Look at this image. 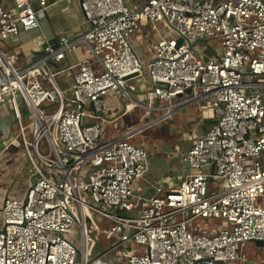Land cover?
<instances>
[{
    "label": "built area",
    "instance_id": "1",
    "mask_svg": "<svg viewBox=\"0 0 264 264\" xmlns=\"http://www.w3.org/2000/svg\"><path fill=\"white\" fill-rule=\"evenodd\" d=\"M45 5H0V41L37 28ZM80 6L88 29L61 36L57 48L47 45L26 66L17 68L0 46V105L11 106L35 181L25 204L8 197L1 204L0 264H113L117 246L128 264L230 263L246 258L248 242L264 247V81L257 79L264 76V0H147L137 9L124 0H80ZM142 23L169 31L154 42L146 65L132 42ZM211 38L218 47L208 44ZM77 43L101 68L88 59L68 65L71 84L62 87L47 63ZM144 72L151 89L140 103L125 87L134 89L128 80ZM187 89V97L172 101ZM110 91L130 99L127 107L148 111L212 95L213 123L182 153L189 172L173 189L157 184L139 194L134 183L148 169L146 149L128 135L101 141L98 112ZM2 177L0 168V183ZM90 209L109 219L108 227L88 228ZM75 224L80 246L68 237ZM100 234L115 237L116 245L95 252ZM131 241L145 251L136 252Z\"/></svg>",
    "mask_w": 264,
    "mask_h": 264
},
{
    "label": "crops",
    "instance_id": "2",
    "mask_svg": "<svg viewBox=\"0 0 264 264\" xmlns=\"http://www.w3.org/2000/svg\"><path fill=\"white\" fill-rule=\"evenodd\" d=\"M124 1L130 8L137 9L147 0ZM31 3L34 7H39V0H31ZM0 5L12 9L13 0H0ZM38 20L39 26L37 28L20 29L16 36L0 41L1 48L15 57L13 63L17 68H22L40 57L47 45L57 48L61 36L73 39L88 29L80 0H46V5ZM168 33L169 31L163 23H142L140 25L137 32L132 36V42L144 65L153 57L154 42L160 35ZM82 59H88L97 70L101 68L96 59L87 52L86 47L81 43H77L71 50H66L62 59H50L47 66L50 70L57 72L58 83L62 87H67L71 84L72 73L64 70V68L76 64ZM128 83L135 86L134 89L125 87L132 100L145 103L147 93L151 89L146 72L141 77L128 80ZM188 95L185 92L183 95L173 97L172 101H178ZM211 98L212 95H208L183 106L148 111L141 106H133V104L127 107L130 99L126 98L120 91H110L104 96L102 111L98 112L103 124L101 141L105 142L121 135H128L130 141L146 149L148 169L144 176L134 183V188L139 194H151L157 184L161 185L164 190H171L189 172L188 165L184 164L181 158L179 161L182 166H179L177 165L178 162L174 161L167 152L171 148L169 129H172L173 134L180 130L184 131L189 143L202 135L213 123L210 108ZM154 104L165 105L162 100L157 98L154 99ZM108 124L112 126V130L110 135L106 136L104 131ZM152 127H155L152 130L155 132L154 140L144 141L141 136H137V133L142 129ZM17 128L11 106L7 102L0 105V168L3 174L0 183V207L7 197L22 199L30 185L31 169L23 150L20 149ZM263 153L260 158L264 162ZM99 244L100 237L96 242L95 252H103L116 245L115 243L101 245L98 248ZM118 247L115 248V251L110 252L112 263L128 264L126 259L116 252ZM237 261L240 262V260ZM227 264L243 263L233 261Z\"/></svg>",
    "mask_w": 264,
    "mask_h": 264
},
{
    "label": "rangeland",
    "instance_id": "3",
    "mask_svg": "<svg viewBox=\"0 0 264 264\" xmlns=\"http://www.w3.org/2000/svg\"><path fill=\"white\" fill-rule=\"evenodd\" d=\"M208 44L214 45L215 47H218V43H217L216 38L209 39ZM202 46H203V44H201V45L198 44L199 49ZM199 51L200 50H197V51L193 50L195 56H197V57L199 56V54H200ZM204 57L205 58L209 57V51L208 50L204 53ZM257 79L264 81V76L259 77ZM25 112H26V114L23 117L22 121L26 126H28L29 124H31L32 120H31L30 115L27 113L26 107H25ZM154 129H155V127L146 128L145 130L142 129V131L137 133V136H141L142 140H144V141L152 140L154 133H155V132H152V130H154ZM111 130H112V126L110 124L106 125L104 134L106 136L110 135ZM181 132H184V131L180 130V131L176 132L175 134H173V133H172V135L169 134V141H171V138L173 136H176V134L181 133ZM20 149H21V145H20ZM263 156H264V153H263ZM184 164H185V162H184ZM177 165L182 166V163L180 161H178ZM216 183L220 185V180H216ZM210 191L214 192V191H216V188H212V189H210ZM96 206L98 208H101L100 205H96ZM126 214L127 213H124V215H126ZM0 217H1V215H0ZM0 220H1V218H0ZM85 222H86V225L88 228L93 227L95 224L97 226V228L100 230L102 228L108 227L110 220L101 216L94 209H90L89 214H87L85 216ZM68 237L73 243L76 244V246H80L81 233H80V229L77 226V224H75L73 226L72 232L68 234ZM99 237H100V244L98 245V248H100L101 245H109V244L115 243V237L105 238V236L103 234H100ZM129 244H130L131 248L135 249V251L138 253H143L145 251L144 246L138 245V244L134 243L133 241L129 242ZM121 249H122L121 247H118L116 249V252L120 254ZM243 252H244L245 257H246L244 259L245 261L240 260V262H238L236 260V263L248 264L249 262H251L252 264H264V247L257 246L254 242H248L245 245V247L243 248ZM230 263H232V262H230ZM200 264H209V263L201 262Z\"/></svg>",
    "mask_w": 264,
    "mask_h": 264
},
{
    "label": "water",
    "instance_id": "4",
    "mask_svg": "<svg viewBox=\"0 0 264 264\" xmlns=\"http://www.w3.org/2000/svg\"><path fill=\"white\" fill-rule=\"evenodd\" d=\"M190 92V89H187L186 90V93H189ZM172 122V121H171ZM170 131V135H172V129H169ZM185 138V134L183 132L181 133H178L176 134V136H173L171 138V150H167V152L169 153V156H171L174 161L178 162L181 158V155L182 153L187 149V147L189 146V143H184L182 141V139ZM163 167L164 164H163ZM213 173V170L211 171ZM210 180H212V178H210ZM34 176L31 175L30 176V185L29 187L27 188V191L23 197V203L25 204L26 201H27V196H28V193H29V190L34 186ZM254 243L257 245V246H263V241L261 240H254ZM201 262H210V259L209 258H204V259H200L198 261L195 262V264H198V263H201ZM212 264H227L225 261L223 260H212ZM249 264H252L251 262H249Z\"/></svg>",
    "mask_w": 264,
    "mask_h": 264
},
{
    "label": "flooded vegetation",
    "instance_id": "5",
    "mask_svg": "<svg viewBox=\"0 0 264 264\" xmlns=\"http://www.w3.org/2000/svg\"><path fill=\"white\" fill-rule=\"evenodd\" d=\"M185 134V132H183ZM184 143H189V139H187V135L185 134V138L182 139Z\"/></svg>",
    "mask_w": 264,
    "mask_h": 264
}]
</instances>
